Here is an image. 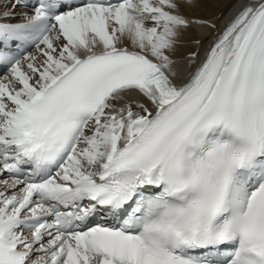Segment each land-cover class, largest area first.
<instances>
[{
    "label": "snow or ice",
    "instance_id": "obj_1",
    "mask_svg": "<svg viewBox=\"0 0 264 264\" xmlns=\"http://www.w3.org/2000/svg\"><path fill=\"white\" fill-rule=\"evenodd\" d=\"M202 2L0 4V264H264V0Z\"/></svg>",
    "mask_w": 264,
    "mask_h": 264
},
{
    "label": "bare ground",
    "instance_id": "obj_2",
    "mask_svg": "<svg viewBox=\"0 0 264 264\" xmlns=\"http://www.w3.org/2000/svg\"><path fill=\"white\" fill-rule=\"evenodd\" d=\"M5 3L0 0V4ZM234 0H204L200 6L184 9V14L190 17H204L209 19H215L217 26L221 27L227 21L232 13ZM214 33H207L200 30H189L185 33V45L179 50L178 56H183L188 51L193 50V46L190 41L194 38H201L203 40V46L210 43ZM202 48V47H201ZM200 48V49H201Z\"/></svg>",
    "mask_w": 264,
    "mask_h": 264
}]
</instances>
